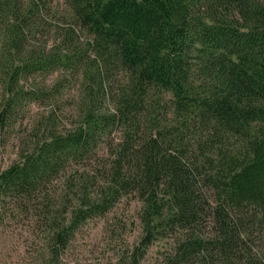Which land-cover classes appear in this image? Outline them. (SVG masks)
<instances>
[{
    "label": "trees",
    "instance_id": "1",
    "mask_svg": "<svg viewBox=\"0 0 264 264\" xmlns=\"http://www.w3.org/2000/svg\"><path fill=\"white\" fill-rule=\"evenodd\" d=\"M59 7L0 0V222L42 264L99 219L116 264H264V0Z\"/></svg>",
    "mask_w": 264,
    "mask_h": 264
},
{
    "label": "rangeland",
    "instance_id": "2",
    "mask_svg": "<svg viewBox=\"0 0 264 264\" xmlns=\"http://www.w3.org/2000/svg\"><path fill=\"white\" fill-rule=\"evenodd\" d=\"M63 8V0H52ZM14 145V144H13ZM9 145L1 156V165L7 167L15 158L17 149ZM139 203H132L130 213L135 214ZM16 212V213H15ZM14 206L4 210V217L0 222V264H42L45 255L44 232L41 223L33 214L16 216ZM137 220L136 231L128 236V241H137L140 235V225ZM105 221L94 220L85 225L75 237L71 247L65 250L59 264H116L118 254L107 252L108 239L104 234ZM158 246L148 252L143 264H160L161 258L157 254Z\"/></svg>",
    "mask_w": 264,
    "mask_h": 264
}]
</instances>
